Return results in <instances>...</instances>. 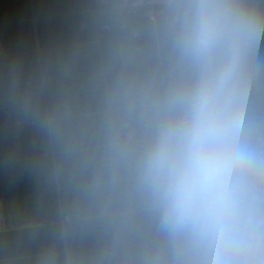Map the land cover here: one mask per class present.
Here are the masks:
<instances>
[{"label":"clouds","instance_id":"obj_1","mask_svg":"<svg viewBox=\"0 0 264 264\" xmlns=\"http://www.w3.org/2000/svg\"><path fill=\"white\" fill-rule=\"evenodd\" d=\"M0 264H264V0H0Z\"/></svg>","mask_w":264,"mask_h":264},{"label":"crops","instance_id":"obj_2","mask_svg":"<svg viewBox=\"0 0 264 264\" xmlns=\"http://www.w3.org/2000/svg\"><path fill=\"white\" fill-rule=\"evenodd\" d=\"M27 2H28V0H11V3L13 6L24 5Z\"/></svg>","mask_w":264,"mask_h":264}]
</instances>
